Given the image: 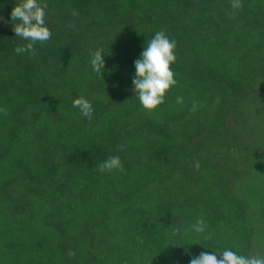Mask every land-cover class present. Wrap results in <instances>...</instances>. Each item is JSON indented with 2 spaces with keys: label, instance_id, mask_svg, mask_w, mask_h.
Instances as JSON below:
<instances>
[{
  "label": "trees",
  "instance_id": "trees-1",
  "mask_svg": "<svg viewBox=\"0 0 264 264\" xmlns=\"http://www.w3.org/2000/svg\"><path fill=\"white\" fill-rule=\"evenodd\" d=\"M16 2L0 0V264L264 252V0H45L52 35L34 55L13 51ZM161 30L177 84L148 112L133 62ZM113 155L124 172L97 171Z\"/></svg>",
  "mask_w": 264,
  "mask_h": 264
},
{
  "label": "clouds",
  "instance_id": "clouds-1",
  "mask_svg": "<svg viewBox=\"0 0 264 264\" xmlns=\"http://www.w3.org/2000/svg\"><path fill=\"white\" fill-rule=\"evenodd\" d=\"M232 7L239 9L241 7L240 0H233ZM46 10L45 0H18L11 8L9 16L15 36L25 41L23 45L14 47L13 51L16 54L27 52L34 55L36 52L34 45L42 44L51 38V30L45 24ZM0 21H3V17H0ZM175 49V40L170 39L164 31H157L146 43L144 41L142 51L134 60L131 90L143 110L151 112L157 109L165 102L166 93L176 86L175 73L170 67L175 64L177 59ZM104 54L99 51H90L89 53L90 70L94 76L100 79L101 73L104 71ZM176 103H182V97L177 96ZM72 106L78 110L84 121L92 119L93 109L83 97L73 99ZM192 110L195 111V104ZM194 166L198 168L199 164L196 163ZM97 171L123 173L124 167L120 156L108 157L97 165ZM191 229L196 233H203L205 231L204 220L197 219L191 225ZM185 254L190 257L189 264H264V252L244 255L229 247L217 248L211 253L200 252L195 256L185 249Z\"/></svg>",
  "mask_w": 264,
  "mask_h": 264
}]
</instances>
